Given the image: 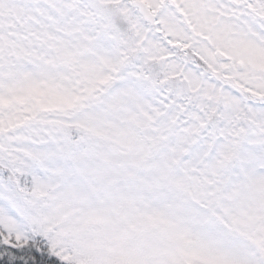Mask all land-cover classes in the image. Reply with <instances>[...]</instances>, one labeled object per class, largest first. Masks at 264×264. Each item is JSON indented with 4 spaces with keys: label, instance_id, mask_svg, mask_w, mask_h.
Instances as JSON below:
<instances>
[{
    "label": "snow or ice",
    "instance_id": "snow-or-ice-1",
    "mask_svg": "<svg viewBox=\"0 0 264 264\" xmlns=\"http://www.w3.org/2000/svg\"><path fill=\"white\" fill-rule=\"evenodd\" d=\"M0 264H264V0H0Z\"/></svg>",
    "mask_w": 264,
    "mask_h": 264
}]
</instances>
